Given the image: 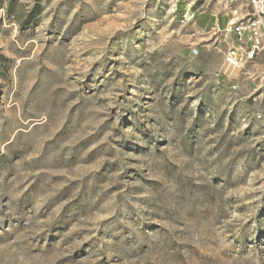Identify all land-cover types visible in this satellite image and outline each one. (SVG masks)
I'll list each match as a JSON object with an SVG mask.
<instances>
[{
    "label": "rangeland",
    "instance_id": "rangeland-1",
    "mask_svg": "<svg viewBox=\"0 0 264 264\" xmlns=\"http://www.w3.org/2000/svg\"><path fill=\"white\" fill-rule=\"evenodd\" d=\"M10 1L0 264H264V55L230 65L191 0Z\"/></svg>",
    "mask_w": 264,
    "mask_h": 264
},
{
    "label": "built area",
    "instance_id": "built-area-1",
    "mask_svg": "<svg viewBox=\"0 0 264 264\" xmlns=\"http://www.w3.org/2000/svg\"><path fill=\"white\" fill-rule=\"evenodd\" d=\"M199 1L191 0L187 3L182 14L183 22L191 23L195 19V6ZM224 1L231 3L236 0ZM247 1L251 11L246 16L240 18L234 15L224 28L217 26L214 31L215 34L222 33L229 38L226 58L230 65L239 69L253 63L264 52V0Z\"/></svg>",
    "mask_w": 264,
    "mask_h": 264
},
{
    "label": "crops",
    "instance_id": "crops-1",
    "mask_svg": "<svg viewBox=\"0 0 264 264\" xmlns=\"http://www.w3.org/2000/svg\"><path fill=\"white\" fill-rule=\"evenodd\" d=\"M202 3H204L203 0H200L195 6L196 17L191 22L194 33L199 39H210L212 37L229 39L222 33L215 34V28L217 26L224 28L234 15L242 18L251 11L247 0H236L231 3L224 0H205L204 5ZM262 54L264 55V52Z\"/></svg>",
    "mask_w": 264,
    "mask_h": 264
},
{
    "label": "trees",
    "instance_id": "trees-1",
    "mask_svg": "<svg viewBox=\"0 0 264 264\" xmlns=\"http://www.w3.org/2000/svg\"><path fill=\"white\" fill-rule=\"evenodd\" d=\"M39 8L37 7L34 11H32L29 15H27V17L25 18L26 24L29 23L30 21L34 20V18H36V16L38 15L39 11H37ZM40 10V9H39ZM16 12L15 15L17 18H20L19 13L17 12V9L15 7V1H10L9 2V7H8V12ZM0 59H3V57L0 55Z\"/></svg>",
    "mask_w": 264,
    "mask_h": 264
}]
</instances>
